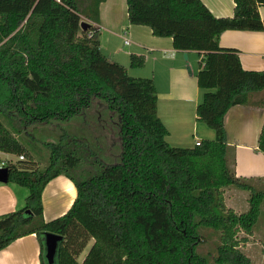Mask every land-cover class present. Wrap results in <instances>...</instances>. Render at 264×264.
Instances as JSON below:
<instances>
[{
  "label": "trees",
  "instance_id": "trees-1",
  "mask_svg": "<svg viewBox=\"0 0 264 264\" xmlns=\"http://www.w3.org/2000/svg\"><path fill=\"white\" fill-rule=\"evenodd\" d=\"M102 1L0 0V150L28 157L7 166L9 183L28 194L22 207L0 216V250L35 233L41 264L56 258L59 264H252L241 242L254 234L264 208V178L236 175L224 117L234 105L261 104L254 96L264 90V69H245L239 50L220 46V36L228 29L264 31V0H234L227 17L215 16L202 0H127L131 24L203 54L196 115L216 136L193 147L168 142L154 79L131 75L102 52L95 25L81 27L84 18L99 21ZM145 63L143 55L130 57V67ZM94 96L115 113L119 161L107 162L89 139L67 133L44 143L48 164L37 166L32 127L71 120ZM258 149L264 153V124ZM61 174L74 182L77 197L64 215L46 221L43 190ZM230 188L249 193L246 212L226 204ZM207 230L219 238L213 256L200 251ZM46 232L63 236L53 263Z\"/></svg>",
  "mask_w": 264,
  "mask_h": 264
},
{
  "label": "crops",
  "instance_id": "crops-1",
  "mask_svg": "<svg viewBox=\"0 0 264 264\" xmlns=\"http://www.w3.org/2000/svg\"><path fill=\"white\" fill-rule=\"evenodd\" d=\"M202 2L217 17L234 15V0ZM259 12L264 19V5L259 7ZM86 21L100 27L96 38L99 39L104 54L129 66V72H134L132 75L154 79L158 90V115L169 130L167 140L172 146L193 147L198 139L215 138V130L197 120L196 115L203 95L197 77L203 54L196 50L176 49L172 37L156 36L149 26L131 24L127 0L102 1L99 6V21ZM126 39L130 40L129 44H126ZM220 46L238 49L245 69H264V31L225 30L220 36ZM132 54L143 55L145 66L130 67ZM263 94L254 96V100L261 104L234 105L224 117L228 145L235 149V170L238 177L264 178V153L258 149L264 124ZM17 156L0 150V166L16 163ZM27 194L24 187L0 182V216L22 207ZM76 197L77 188L68 176L61 174L54 177L42 194L44 219L50 221L64 215ZM225 200L238 213L246 212L250 206L249 194L237 188L226 189ZM256 234L254 231L248 237L256 239ZM245 253L251 258L252 264H264L263 246L262 256H255L254 250ZM40 255V241L32 233L1 249L0 264H41Z\"/></svg>",
  "mask_w": 264,
  "mask_h": 264
},
{
  "label": "rangeland",
  "instance_id": "rangeland-1",
  "mask_svg": "<svg viewBox=\"0 0 264 264\" xmlns=\"http://www.w3.org/2000/svg\"><path fill=\"white\" fill-rule=\"evenodd\" d=\"M132 73L130 74L132 75ZM260 93H264V90ZM260 93L257 95H260ZM262 96H264V94ZM114 114V111L110 110L107 102L103 98L94 96L92 98L91 105L71 120H59L52 123H37L32 127L30 135V138L34 141L37 149V153L34 154L35 164L41 168L45 167L48 164V150L44 143L46 141H55L57 138L62 135H66L67 133L73 136H78L85 142L89 139L90 141H88L96 147V149H93L94 154L101 157L100 154L104 153V155L109 158L107 159V162H118L119 153L122 149V143L118 128H116ZM17 159V161H27L28 157L25 156L24 158H21L20 155H18ZM73 172H77V169L73 170ZM245 192L248 193L247 191ZM205 232L209 233L210 236L200 247V251L213 256L216 251V243L219 239L218 234L211 230H207ZM255 232L257 233V240L255 238L253 240L249 238L250 240L247 244L241 242V249L247 253L254 250L253 254L255 256H262V246L264 247V208L255 227ZM239 236L242 238L245 237L246 234L244 232H240ZM92 243L93 241L90 242V245ZM248 243L250 244L248 245ZM90 245L87 247L85 252H87ZM85 252L79 257L81 261L83 260ZM55 264H59L57 258Z\"/></svg>",
  "mask_w": 264,
  "mask_h": 264
},
{
  "label": "water",
  "instance_id": "water-1",
  "mask_svg": "<svg viewBox=\"0 0 264 264\" xmlns=\"http://www.w3.org/2000/svg\"><path fill=\"white\" fill-rule=\"evenodd\" d=\"M89 25L90 23L86 20H83L81 22V27L83 29L88 28ZM9 177H10L9 167L0 166V182H4V183L9 182ZM62 240H63V236L60 234H56L52 232L45 233L46 257L49 263L54 262V259L57 253L58 244Z\"/></svg>",
  "mask_w": 264,
  "mask_h": 264
},
{
  "label": "built area",
  "instance_id": "built-area-1",
  "mask_svg": "<svg viewBox=\"0 0 264 264\" xmlns=\"http://www.w3.org/2000/svg\"><path fill=\"white\" fill-rule=\"evenodd\" d=\"M99 30H100V27H97ZM94 33H95V31H92V32H90L89 33V36H93L94 35ZM126 44H129L130 43V40L129 39H126ZM201 143V140L200 139H198L197 141H196V144L197 145H199ZM21 158H24V156L23 155H21L20 156Z\"/></svg>",
  "mask_w": 264,
  "mask_h": 264
}]
</instances>
